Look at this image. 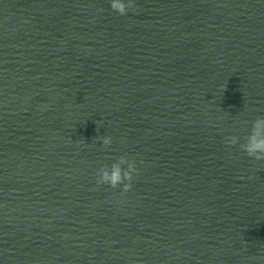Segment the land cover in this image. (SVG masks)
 Listing matches in <instances>:
<instances>
[{
    "label": "clouds",
    "instance_id": "1",
    "mask_svg": "<svg viewBox=\"0 0 264 264\" xmlns=\"http://www.w3.org/2000/svg\"><path fill=\"white\" fill-rule=\"evenodd\" d=\"M110 8L121 16L128 12H138V5L135 0H109ZM99 140L104 149H109L113 144V137L101 135L94 138ZM224 144L229 148L239 145L240 150L255 161H264V116H258L251 121V129L240 143V137L232 135L225 137ZM142 163V162H141ZM136 159L127 155H120L110 165L101 166L95 176L97 186L107 184L111 189H121L122 194L131 191L133 180L138 176Z\"/></svg>",
    "mask_w": 264,
    "mask_h": 264
}]
</instances>
